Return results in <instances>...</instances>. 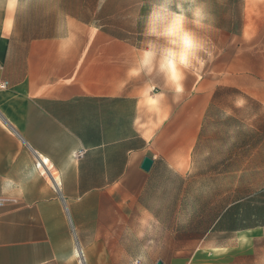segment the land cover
<instances>
[{
	"label": "crops",
	"instance_id": "crops-1",
	"mask_svg": "<svg viewBox=\"0 0 264 264\" xmlns=\"http://www.w3.org/2000/svg\"><path fill=\"white\" fill-rule=\"evenodd\" d=\"M66 7L0 0V264H133L124 240L142 234L117 224L157 221L150 154L192 139L176 138L168 89L154 105V78L128 76L137 46Z\"/></svg>",
	"mask_w": 264,
	"mask_h": 264
},
{
	"label": "rangeland",
	"instance_id": "rangeland-1",
	"mask_svg": "<svg viewBox=\"0 0 264 264\" xmlns=\"http://www.w3.org/2000/svg\"><path fill=\"white\" fill-rule=\"evenodd\" d=\"M62 1L76 17L140 46L151 0ZM207 3L215 24L201 35L213 57L188 74L170 120L181 128L176 138L191 136L190 151L150 154L157 163L145 181L157 221L117 224L141 232L142 244L128 237L124 245L128 259L144 264H264V0ZM153 78L152 92L167 95ZM72 242L81 240L73 233Z\"/></svg>",
	"mask_w": 264,
	"mask_h": 264
},
{
	"label": "clouds",
	"instance_id": "clouds-1",
	"mask_svg": "<svg viewBox=\"0 0 264 264\" xmlns=\"http://www.w3.org/2000/svg\"><path fill=\"white\" fill-rule=\"evenodd\" d=\"M143 19V39L135 48V63L128 69L131 78L157 77L179 101L190 73L212 59L210 41L201 33L214 28L215 17L207 0H151ZM161 92L151 100L165 99ZM243 103V101H240Z\"/></svg>",
	"mask_w": 264,
	"mask_h": 264
},
{
	"label": "built area",
	"instance_id": "built-area-1",
	"mask_svg": "<svg viewBox=\"0 0 264 264\" xmlns=\"http://www.w3.org/2000/svg\"><path fill=\"white\" fill-rule=\"evenodd\" d=\"M8 86V82L0 83V89H5ZM87 151L85 149H80L75 151L72 155L75 160H80L86 155ZM6 201L0 199V207L5 206ZM133 264H143L141 259H137Z\"/></svg>",
	"mask_w": 264,
	"mask_h": 264
},
{
	"label": "water",
	"instance_id": "water-1",
	"mask_svg": "<svg viewBox=\"0 0 264 264\" xmlns=\"http://www.w3.org/2000/svg\"><path fill=\"white\" fill-rule=\"evenodd\" d=\"M153 166V160L149 157H146L142 164V169L146 172H149ZM157 264H163L162 261H159Z\"/></svg>",
	"mask_w": 264,
	"mask_h": 264
}]
</instances>
